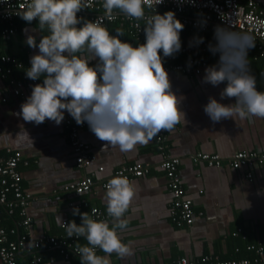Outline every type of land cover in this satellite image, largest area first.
<instances>
[{
    "label": "crops",
    "instance_id": "crops-1",
    "mask_svg": "<svg viewBox=\"0 0 264 264\" xmlns=\"http://www.w3.org/2000/svg\"><path fill=\"white\" fill-rule=\"evenodd\" d=\"M257 1L264 5V0ZM14 24L15 33L0 39V53L31 58L39 49L27 45L28 36H34L39 44L47 31H41L21 16L14 19ZM196 45H189V48L200 52ZM218 60L216 58V62ZM204 75L169 73L172 90L185 97L179 107L186 112L187 122L182 120L176 124L168 137L171 153L181 158L180 178L185 196L192 200L196 213L193 223L184 226L171 220L173 196L167 176L160 167L162 156L153 138L122 152L118 146L98 139L90 128L82 129L81 138L90 144L95 159L88 167H79L64 120L59 125L51 120L39 125L24 121L17 113L32 89L24 96H16L11 92L8 80L0 78V157L20 154L16 169L22 187L31 193L27 207L31 224L21 226L16 220L14 227L17 226L18 233L29 236L28 247H33L31 240L43 239L47 243L51 236L67 238L66 228L58 222L59 217L63 222L75 220L77 224L81 223V216L73 215L74 207L70 206V201L78 202L85 197L91 206L106 209L107 189L101 182L121 165L138 162L148 164L150 173L130 180L134 197L123 217L127 225L119 231L130 253L123 257L112 253L111 264H160L179 256L230 257L238 250L234 247L237 239L244 240L242 235L246 234L256 243L263 241L264 244V165L254 168L253 177L249 178L245 168L211 167L191 160L192 154L198 151L218 153L226 159L237 151L264 147V118H229L213 123L203 110L209 97H215L223 104L235 101L221 100L223 84L216 87L205 84L202 82ZM256 79L260 91H264V78L256 76ZM5 94L7 101H2ZM101 166L103 170H99ZM85 175H93L95 179L90 191L80 196L63 191L65 184ZM99 221L108 222L110 227L114 224L112 217ZM0 222L3 224V218ZM77 243L86 244L83 239ZM27 252L26 255L40 254L43 257L40 264L80 263L77 257L62 259L49 245L38 250L33 247L30 253Z\"/></svg>",
    "mask_w": 264,
    "mask_h": 264
},
{
    "label": "clouds",
    "instance_id": "clouds-1",
    "mask_svg": "<svg viewBox=\"0 0 264 264\" xmlns=\"http://www.w3.org/2000/svg\"><path fill=\"white\" fill-rule=\"evenodd\" d=\"M163 2L104 0V15L78 27L82 18L77 13L89 7L86 0H30L27 10L19 14L29 23L38 20L40 30L47 29L49 34L39 44L34 36L26 40L30 48L39 49L31 57L26 77H43V81L33 86L17 115L37 125L46 120L59 125L67 111L77 124L87 122L98 139L118 146L122 152L147 143L162 130H172L182 120L187 122L186 112L179 107L185 97L172 90L164 67V59L182 47L180 33L184 24L175 12L152 14L144 26L145 42L135 46L121 39L123 31L113 35L104 24L114 10L140 20L145 17L146 7L152 9L153 4L156 7ZM215 39L209 51L219 54V60L205 69L202 82L213 87L227 82L220 98H235V103L223 104L209 97L204 113L213 123L229 118H264V91L257 89L248 60V50L255 47L256 37L218 26ZM195 42L203 43V38ZM106 188L112 227L106 221L93 219L88 212L81 213L78 207L73 208V215L81 216L80 224L58 218L68 237L87 240V244L75 249L81 264H111L112 253L121 257L130 253L119 231L127 225L123 217L134 197V187L127 178L116 176ZM97 249L106 255H98Z\"/></svg>",
    "mask_w": 264,
    "mask_h": 264
},
{
    "label": "built area",
    "instance_id": "built-area-1",
    "mask_svg": "<svg viewBox=\"0 0 264 264\" xmlns=\"http://www.w3.org/2000/svg\"><path fill=\"white\" fill-rule=\"evenodd\" d=\"M30 0H0V24L3 21H9L21 16L19 13L27 10ZM89 5L77 13L79 18L85 21H95L99 16H103L105 9L104 0H86ZM172 10L176 17L182 21L185 29H194L203 38V43L197 44L200 54L191 55L190 49L182 45L181 50L172 57L164 59V67L168 73H181L186 75L202 74L211 64L210 60L203 56L209 46L208 39H212L216 28H230L234 31L251 33L256 37L255 43L258 45L261 56H264V5L257 0H194L192 2H181V0H164V2L152 9L145 8V17L137 20L130 18L118 10H114L111 19H105L106 25L110 21H119L121 24L126 23L133 34L136 44L145 42L144 26L147 19L152 14L158 12L163 14ZM182 30V31H183ZM15 32L13 27H4L3 35ZM182 33V32H181ZM162 55V52H161ZM183 58V59H182ZM31 66V59L29 60ZM22 63L11 54H2L0 58V78L8 80V86L11 92L16 96H24L26 92L40 83L38 80H30L26 73L20 77H13V69L21 68ZM264 74V70L261 71ZM224 88L227 82L222 83ZM257 89L260 88L257 86ZM235 101V98H232ZM2 101H7V94ZM64 124L67 131V137L75 154V161L79 167H88L95 159L91 146L81 138V130L90 128L87 122L77 124L71 115L66 112ZM171 130H162L153 137L157 149L162 159L160 167L164 170L168 179V188L173 196L171 205V220L178 226L190 225L194 221L195 210L192 200L185 196V189L179 174L181 158L171 153L168 146V137ZM20 154L18 152L9 157H0V220L3 210L8 213H14L18 210L20 219L18 225L28 227L31 224V217L27 213V207L30 204L31 193L24 189L20 183V174L16 167ZM195 164L203 163L207 166L221 167L224 165L231 166L235 169L245 168L246 175L253 177L254 168L264 165V147H257L251 150H242L235 152L230 158L224 159L218 153H209L198 151L191 156ZM103 170V167H99ZM150 173V166L144 163H126L117 168L112 175L107 177L102 186L106 188L110 179L116 176H122L129 181L133 178L145 176ZM95 183L93 175H85L78 181L65 184L62 189L64 192L84 195L90 191ZM70 206L78 207L81 213L88 212L89 216L96 220L111 218L106 209H100L91 206L87 198L82 197L78 202L70 201ZM68 223L67 221H64ZM65 228V227H63ZM242 230L241 228L239 229ZM15 233V229L7 230L0 222V264H40L43 257L34 253L29 255L28 260L23 262L22 259L31 252V249L41 247L55 248L62 259L79 257L76 250L83 246L77 242L84 237H57L47 238V243L41 240H31L33 247H28V235L18 233L16 238H11L10 234ZM248 249L254 252L253 258H229L221 259L212 255H205L201 258L193 256H179L174 260L164 261L160 264H264V245L261 242L252 243ZM97 254L103 256L102 251L97 249Z\"/></svg>",
    "mask_w": 264,
    "mask_h": 264
},
{
    "label": "trees",
    "instance_id": "trees-1",
    "mask_svg": "<svg viewBox=\"0 0 264 264\" xmlns=\"http://www.w3.org/2000/svg\"><path fill=\"white\" fill-rule=\"evenodd\" d=\"M14 19L12 20V24H10L9 21H3L0 24V39L5 37V36L10 35V34H8V35L2 34V30L5 26L6 27H13L16 30V26L14 24ZM32 22L35 25H37V27H39V21L38 20H33ZM83 22H84V19H82V22L80 25H78V27L82 26ZM106 26H107L108 30L110 31V33L113 35H115L117 31H123L124 35L121 36V39L132 43L134 46L137 45L136 40H135L133 34L131 33V31H130V29L126 23L121 24L118 20L117 21H110L106 24ZM45 30L47 31V29H45ZM46 34L47 35L49 34L48 31L46 32ZM180 36H181L182 45H186L189 48L190 42H191L192 47H194L195 44H197L195 41L198 38L199 33L197 30H194V29H185L182 31V33H180ZM189 37H190V41H187ZM208 42H209V45L216 43L215 34H214V37L212 39H210V38L208 39ZM189 52L191 55H196V54L201 55V52H199L196 48H192V50L190 49ZM2 54H11V55L15 56L22 63L21 68H14L13 69V73H12L13 77L22 76L23 74L26 73L27 69L31 67L29 65V60L31 58L25 59L24 57H18V55L12 54V53H0V58H1ZM78 55H79V53H78ZM203 56L208 58L210 60L211 64H215L216 58H219V54L213 55L212 52L209 51V46L207 48V51L203 53ZM210 56H212V57H210ZM248 60H249V66H251L250 68L252 69V72L255 74V76H258L260 78H264V74H261V71L264 70V56H261L260 50L258 49V45L256 43H255V47L250 48L248 50ZM92 63H95V61H92ZM40 81L41 82L43 81V77L40 78ZM77 195H79V194H77ZM6 212H7L6 210H3V213H2L3 226L7 230L15 229V233H11L10 237L16 238L18 235V231H17V226L14 227V223L16 220H19L20 213L18 212V210H15V212L11 213V214L8 212H7L8 214H6ZM20 234H21V232H20ZM243 237H244V240L241 241V240L237 239V243H235L236 245L234 247H237V249H238L235 255L230 256V257L223 256L222 258L221 257L220 258L221 259L241 258V257L253 258L254 252L252 250L248 249V246L252 243H256V241L254 239H251L249 237V234H246V236L242 235V238ZM83 240L87 244V240L85 238H83ZM50 253L53 254L54 252L51 251ZM43 255L46 256L47 255L46 252H43ZM28 257H29V255H26V257H23L22 261L26 262L28 260ZM77 260L80 261V257H77ZM79 264H81V262Z\"/></svg>",
    "mask_w": 264,
    "mask_h": 264
}]
</instances>
